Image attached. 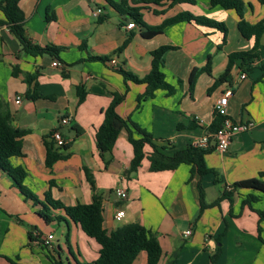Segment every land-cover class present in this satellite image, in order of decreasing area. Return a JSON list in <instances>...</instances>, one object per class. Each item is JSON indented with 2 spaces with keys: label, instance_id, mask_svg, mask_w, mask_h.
Masks as SVG:
<instances>
[{
  "label": "crops",
  "instance_id": "obj_1",
  "mask_svg": "<svg viewBox=\"0 0 264 264\" xmlns=\"http://www.w3.org/2000/svg\"><path fill=\"white\" fill-rule=\"evenodd\" d=\"M244 1L248 22L256 24L264 19L260 0ZM129 4L144 7L141 12L149 25H159L181 11L222 21L228 26L227 42L220 49L223 32L187 21L173 23L163 33L145 38L141 26L129 27L133 20L107 0H21L27 37L42 46L63 48L58 57L33 56L22 50L0 10V102L8 105L14 126L29 130L23 138V154L11 162L27 170L24 185L38 198L27 197L0 169V264H95L100 245L63 209H50L62 217L51 222L40 214L49 190L65 205L91 203L95 194L102 195L105 228L111 232L132 222L144 224L157 235L163 249L159 264H210V256L218 247L222 252L217 264H264V218L258 213L264 211V194L232 187L264 172V34L260 59L252 64L253 70L244 72L239 60L231 71V82L213 87L228 64V55L250 50L255 44L254 38H245L239 30L235 10L212 6L210 0L174 6L131 0ZM97 8L102 9L99 15L94 14ZM165 44L176 46L167 53L163 69L176 90L169 95L159 89L154 97L139 101L147 84L126 80L119 69L144 77L151 70V51ZM91 55L108 59L90 60ZM209 57L212 74L202 72L191 89L192 70L206 66ZM54 59L62 66H53ZM16 66L22 71L19 76L13 75ZM34 72H39L38 85L32 87L39 94L37 98L27 95L29 85L24 80V73ZM243 72L247 77L241 79ZM78 86L86 90L83 102H79ZM229 88L233 92L228 115L238 124L251 126L232 137L227 151L210 144L213 149L205 161L213 172L203 177L192 175L191 165L186 163L173 170L151 171L147 158L136 172H129L133 148L126 130L120 133L113 150L105 158L101 156L96 131L114 92L125 93L118 113L157 140L169 142L165 151L173 154L212 132L215 103ZM65 114L72 117V125L59 127ZM74 125L83 129L81 135L77 136ZM57 128L70 140V156L50 169L45 162V140ZM146 150L152 148L147 146ZM199 181L210 204L203 210ZM118 187L128 191L127 199L116 196ZM226 190L234 192L232 198L218 201ZM250 195L257 196L251 205L244 203ZM119 210L125 211L121 219L115 218ZM187 229L192 230L188 237L184 236ZM49 234L54 236L52 248L43 244ZM134 264H147L146 253L142 252Z\"/></svg>",
  "mask_w": 264,
  "mask_h": 264
},
{
  "label": "trees",
  "instance_id": "obj_2",
  "mask_svg": "<svg viewBox=\"0 0 264 264\" xmlns=\"http://www.w3.org/2000/svg\"><path fill=\"white\" fill-rule=\"evenodd\" d=\"M21 0H0V10L5 16L4 23H6L11 32L18 38L22 50L33 56H42L45 54L58 57L63 50L62 47L56 45H45L32 42L25 33V14L20 6ZM115 9L121 14H127L135 24H139L142 28V35L145 38H153L165 31V28L176 22H193L200 26H206L214 28L223 32V41L219 48L221 49L223 44L227 42L228 26L216 19L210 18L206 15H197L190 11H181L174 16L166 18L159 25H149L144 20L143 13L141 12L143 6H131L130 0H121L116 2L114 0H107ZM134 3L140 4H155L161 5L169 3L170 6L181 2L194 3L195 0H131ZM212 6H220L224 9H233L237 12L239 20V30L245 38H254L255 44L250 50H240L232 52L228 55V64L215 80L214 86L217 87L224 82H231V71L234 65L241 60V68L244 72L250 73L253 70L252 64L260 59V45L261 38L264 34V19L251 24L245 19V11L247 9V3L244 0H210ZM264 4V0H260ZM164 11V10H163ZM162 11V12H163ZM50 19V17H47ZM104 17L101 18L103 20ZM129 40L125 41L118 51H121ZM86 44H84L85 47ZM176 46L172 44L161 45L158 48L151 51L152 54V66L150 72L144 77H139L132 72L124 69H119V72L124 76L126 80H133L138 83H146L147 89L143 96L139 97V101L142 98L154 97L155 93L159 89L166 90L167 93L173 94L176 90L167 79L164 72V66L166 62L167 53L171 49H175ZM90 60H102L105 61L107 57H100L91 55ZM247 65V66H246ZM263 66V65H261ZM21 70L16 66L13 70L14 76H19ZM202 72L212 74V58L209 57L206 66L195 67L189 77L191 89L196 84L199 75ZM39 72L24 73V80L29 85L27 95L31 98L39 97L38 92L33 88L38 85ZM33 87V88H32ZM79 102H83L86 97V90L83 86H78ZM125 99V93L114 92L111 103L104 109V119L102 124L96 131V144L101 153V156L105 158V154L110 153L115 147L120 133L123 130L128 132V139L133 148V157L131 160L129 172H136L144 159H148L150 162L151 171H163L173 170L179 165L186 163L191 165V173L199 174L203 177L209 172H213L212 168H209L205 161V155L209 153L213 147H200L191 144L183 149L176 150L173 154L166 153L165 150L170 148V143H164L161 140H157L152 133L141 128L136 123L122 117L117 107ZM13 116L5 102H0V169L6 172L19 187V189L33 200L38 201L37 196L24 185V180L28 175L27 170L21 166H15L11 162V158L23 154L24 136L29 132L27 129L19 128L12 123ZM223 116L215 112V119L210 126L212 131H216L222 124ZM76 130V134L81 135L83 129L77 125L73 126ZM53 131L49 137L45 140L47 153H46V166L50 169L54 164L61 159H67L70 156L71 143L64 145H58L52 137ZM150 146L152 150L148 152L146 147ZM54 181H51V185ZM233 188H252L260 191L264 194V172L261 173V177H254L246 180L235 182ZM198 189L200 194L201 210L210 206L205 201V191L201 181L198 182ZM234 192L232 190H226L221 198H232ZM257 200V196L250 195L244 200V203L251 205L253 201ZM45 207L41 210L40 214L49 222L53 220L62 219L61 216H55L50 209H63L66 215L91 238L95 239L100 245V255L95 264H134L138 256L144 252L147 257V264H159L163 255V249L157 238V235L144 224L140 222H132L118 227L117 229L109 232L104 226L103 215V196L95 194L91 203H78L75 205H65L63 202L53 198L51 191L49 190L45 195ZM261 218H264V211L258 210ZM221 241V238H219ZM221 247L211 254V263L217 264V260L221 254ZM78 264H84L78 261Z\"/></svg>",
  "mask_w": 264,
  "mask_h": 264
},
{
  "label": "built area",
  "instance_id": "obj_3",
  "mask_svg": "<svg viewBox=\"0 0 264 264\" xmlns=\"http://www.w3.org/2000/svg\"><path fill=\"white\" fill-rule=\"evenodd\" d=\"M102 12L101 8H97L94 12L95 15H99ZM129 27H135L136 24L132 21L128 24ZM53 66L60 67L62 66L61 62L58 59H54L52 62ZM241 79L246 78L247 74L242 73L240 75ZM232 88L226 89V91L221 95V97L216 101L214 110L216 113H219L221 116H223V121L221 126L216 130L212 132H208L203 137H201L195 145L200 147H206L209 146L211 143L214 144V146L220 150V151H227L232 137L240 132L249 129L251 126L249 123L244 124H238L234 122V120L228 115V103H229V97L232 95ZM22 101V97L19 95L17 96V102L20 103ZM72 125V117L70 115H62L59 122V127L63 126H70ZM53 139L56 141L58 145H64L66 143H69L70 140L63 136L60 129L57 128L53 131L52 135ZM116 196L119 199H127L128 198V191L125 188L118 187L115 190ZM125 214L124 210L117 211L115 218L121 219ZM192 233L191 229H187L184 231V236L188 237ZM53 234H49L47 238L44 240L43 244L48 247H53Z\"/></svg>",
  "mask_w": 264,
  "mask_h": 264
}]
</instances>
